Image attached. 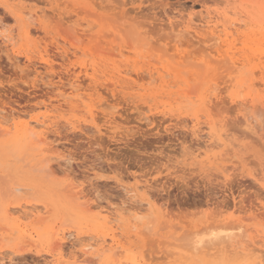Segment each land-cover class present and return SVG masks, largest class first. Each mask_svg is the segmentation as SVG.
<instances>
[{"label":"rangeland","instance_id":"1","mask_svg":"<svg viewBox=\"0 0 264 264\" xmlns=\"http://www.w3.org/2000/svg\"><path fill=\"white\" fill-rule=\"evenodd\" d=\"M190 14L197 35L212 36L202 21L218 22L217 44L184 31L177 37ZM0 46V113H14L10 131L0 128L5 264L14 256L44 264L53 246L60 264H83L74 262L83 245L104 240L120 250L100 248L87 264H255L237 252L193 257L176 243L232 227L238 239L264 244V0H0ZM228 54L253 60L237 69L243 84L208 103ZM245 95L259 109L253 118L231 99ZM43 114L56 122L50 160L40 154L45 143L22 128ZM22 203L39 216H23Z\"/></svg>","mask_w":264,"mask_h":264},{"label":"bare ground","instance_id":"2","mask_svg":"<svg viewBox=\"0 0 264 264\" xmlns=\"http://www.w3.org/2000/svg\"><path fill=\"white\" fill-rule=\"evenodd\" d=\"M53 1V0H52ZM104 1V0H103ZM196 1V0H195ZM63 4V3H62ZM54 6V5H53ZM55 8V7H54ZM82 8V7H81ZM80 8V9H81ZM28 14V13H27ZM30 14V15H29ZM28 15L29 16H31L30 18H32V17H34L36 14H37V12H35V13H29ZM36 17V16H35ZM35 17H34V19L33 20H35ZM103 18V17H102ZM104 18H106V17H104ZM204 19V18H203ZM37 20L38 21H41L39 18H37ZM188 24H186L185 26H184V28H182V29H179V33H180V35H177V37L178 36H182V35H184L185 33L184 32H187L188 34H192L193 35V38H199L198 40L199 41H202V42H204V43H208V42H210V41H212L213 39L215 40V42H216V40H218V39H220V38H218L219 37V35L217 36L216 35V28L215 27H213V26H215L218 22L217 21H212V20H210V19H207V21L205 20V21H202L206 26H208V28H211L210 29V31H211V34H212V36H210V37H208V36H206V35H197L196 33V31H195V29L194 30H192L193 28H192V26L190 25V23H191V21H194V17L190 14V16H189V19H188ZM32 22V21H31ZM185 30H187V31H185ZM29 31V30H28ZM184 31V32H183ZM238 31H240V28H239V30ZM110 33H111V31H110ZM187 34V36H189ZM191 36V35H190ZM196 36V37H195ZM143 38H146V37H144V36H142ZM173 37V36H172ZM177 37H175V38H177ZM118 39V38H117ZM140 39V38H139ZM179 39H180V37H179ZM178 38H177V40H175V39H172V40H175V41H178L179 40ZM191 39V38H190ZM189 39V40H190ZM182 40V39H181ZM180 41V40H179ZM141 42V41H140ZM180 42H182V41H180ZM145 43V42H144ZM144 43H142L141 45L144 47V45L145 44H148L147 43V39H146V43L144 44ZM201 43V42H200ZM144 44V45H143ZM215 44H217V42L215 43ZM221 44V43H220ZM211 45V44H210ZM215 46V45H214ZM213 46V47H214ZM62 47V46H61ZM139 47H141V46H139ZM143 47H142V50H143ZM210 47H212V46H210ZM0 48H1V46H0ZM2 49V48H1ZM187 49H189V48H187ZM1 51V50H0ZM64 51H65V53H66V57H68L69 56V53H73L74 55H76V53H75V51H71L70 49H64ZM110 51V50H109ZM148 53H150V55H151V51L150 52H148ZM132 55V54H131ZM134 55V54H133ZM145 55V54H144ZM144 55H142V56H144ZM148 56H150L149 54H147ZM60 56H63V55H60ZM77 56V55H76ZM137 56V55H136ZM64 57V56H63ZM96 57V56H95ZM100 57V56H99ZM103 57V56H102ZM187 58L188 56H182V55H179L178 56V58ZM190 57H194V56H190ZM177 58V57H176ZM183 58L181 59V60H183ZM220 60L218 61V59H217V61L220 63V62H224V64H222L220 67H216L215 68V70H216V72L217 71H219V69H221L222 71L220 72V73H218V78H216V79H218V80H215V84L214 83H212L213 84V86L212 87H214V88H212V89H210V91L211 92H209V101H207L208 103H215L216 105L218 104H220V103H218L219 101L222 103L223 102V100H224V98H222V94L223 93H225V92H227L228 91V89L233 85V83L237 80V82L238 83H241V84H243L242 82H243V76H242V74H239L238 72H237V69L239 68V66L240 65H245L246 63H249V61H252L253 60V58L250 56V55H248V56H242L241 57V55L240 56H238V55H236V54H228V55H224V56H221L220 55ZM256 57H254V59H255ZM27 59H28V61L29 62H32L33 61V55H27ZM45 60H47V59H45ZM44 60V61H45ZM206 60V59H205ZM185 61V60H184ZM206 61H208V60H206ZM47 63H49L48 61H46ZM217 62V63H218ZM14 63H16L15 64V66L17 67V68H21V67H18V65L20 66V64H19V62L16 60V61H14ZM218 63V64H219ZM196 65H198L197 63H196ZM252 65V64H251ZM190 66V65H189ZM195 66V65H194ZM199 66V65H198ZM190 70V69H189ZM124 71V70H123ZM144 71V70H143ZM242 71V70H241ZM129 72V71H128ZM128 72L126 71V73L128 74ZM198 72V71H197ZM141 73V72H140ZM187 73V72H186ZM188 73H189V71H188ZM193 73H194V69H193ZM242 73V72H241ZM120 74V73H119ZM146 74V73H145ZM147 74H149V76L151 77V78H154V76H155V72H153V71H148V73ZM142 75H143V73H142ZM78 77V75H74L73 77H72V79L73 78H75V77ZM121 76V75H120ZM199 77H200V75H198ZM191 77H194V76H191ZM140 78V77H139ZM145 78V77H144ZM214 78V77H213ZM71 79V80H72ZM126 79V78H125ZM130 79V78H129ZM71 80H70V82H71ZM136 80V79H135ZM194 80H197V79H195V78H193V80H192V82L194 83L195 81ZM221 80V81H220ZM79 80L77 79V80H75V81H72L71 83H70V86L72 87V88H76L77 87V85H76V83L78 82ZM137 81V80H136ZM199 81V80H198ZM138 82V81H137ZM195 83H197V81L195 82ZM226 84V86L224 87V86H222V88H220V85L221 84ZM111 84H113V83H111ZM128 84V83H127ZM208 84V83H207ZM137 85V84H136ZM206 85V84H205ZM204 85V86H205ZM209 85H210V83H209ZM18 86V85H17ZM109 86V85H108ZM127 86V85H126ZM199 86V85H198ZM236 86V85H235ZM130 87H131V85H130ZM133 87V86H132ZM192 87V86H191ZM203 89H204V87H202ZM209 89V88H208ZM208 89H206L205 88V90H208ZM113 90H115V86H114V89ZM198 90V89H197ZM202 90V89H201ZM242 90V89H241ZM45 91V90H44ZM34 92V91H33ZM188 92H190L189 91V89H188ZM192 92H194L195 94H196V90H193ZM203 92V91H202ZM47 93V92H46ZM191 93V92H190ZM208 93V92H207ZM240 93H241V91H240ZM226 94V93H225ZM228 94H230V93H228ZM134 95H135V93H134ZM236 95V94H235ZM238 95V94H237ZM246 95H248V94H246ZM245 95V96H246ZM35 96V95H34ZM33 96V97H34ZM42 96H43V94H42ZM46 96V95H45ZM225 96H227V95H225ZM224 96V97H225ZM241 96H242V94H241ZM21 97V96H20ZM202 97V96H201ZM235 97V96H234ZM237 97H240V96H237ZM4 98V97H3ZM26 98V97H25ZM133 98V97H132ZM135 98V97H134ZM200 98V97H199ZM226 98V97H225ZM46 99V98H45ZM140 99V98H139ZM139 99H136V101L137 100H139ZM198 99V98H197ZM202 99H204V98H202ZM227 99H228V97H227ZM232 99V101H237V104L239 105V107H240V105L242 106V108H243V106H244V108L246 107V109H247V111H248V109H249V107L250 108H252L253 109V111L251 112V114H250V118H253V117H251V115L252 114H255V115H257L256 114V110H258V112H259V109H257V105H256V103L254 102V100L255 99H253V97L252 96H250V97H248V96H246V97H244V98H242V99H240V100H235L234 98H231ZM132 100H134V99H132ZM131 100V101H132ZM204 102H205V100H203ZM202 101V102H203ZM227 101V100H226ZM228 101H229V99H228ZM8 102V101H7ZM11 102V101H10ZM15 102V101H14ZM203 102V103H204ZM225 102V101H224ZM231 102V101H230ZM21 103V102H20ZM133 103V102H132ZM120 104V103H119ZM204 104H206V103H204ZM235 104V103H234ZM113 105H114V103H113ZM140 105V104H139ZM5 106V105H4ZM210 106V105H209ZM237 106V105H236ZM113 107V106H112ZM211 107H212V104H211ZM248 107V108H247ZM4 108H6V107H4ZM241 108V109H242ZM258 108H260L259 106H258ZM7 109V108H6ZM262 109H264V108H262ZM24 111V110H23ZM260 111H261V113L262 112H264L263 110H261L260 109ZM6 112H8V111H6ZM20 112V111H19ZM108 112V111H107ZM106 112V113H107ZM246 112V111H245ZM249 112V111H248ZM14 113L13 112H10V113H7V114H1L0 113V128L2 129V130H4V131H6V133L7 132H9L10 130L9 129H11V127L9 128V125H8V122H10V120L8 119V117L11 115H13ZM261 115V114H260ZM259 116V115H258ZM249 117V116H248ZM247 117V118H248ZM10 118V117H9ZM7 120H9V121H7ZM248 120H249V118H248ZM253 121V120H252ZM256 121V120H255ZM25 122V121H24ZM242 122V121H241ZM10 124V123H9ZM262 124V123H261ZM12 125V124H11ZM10 125V126H11ZM56 126V122L55 121H53L50 117H48V115H45V114H43V115H41V116H34L31 120H28V121H26L25 123H23V125H22V128L25 130H29L31 133L30 134H32V136H33V139H38L39 140V142L41 143V142H44L45 143V145H43L44 147H42L41 148V155L44 157V158H47L48 160H50L51 159V156H50V154L53 152V150H54V146L52 145V143H48V139H50L49 138V133L48 132H50V130L52 131V129L54 128ZM261 127V126H260ZM25 130V131H26ZM258 130V129H257ZM263 130V129H262ZM1 131V130H0ZM1 133V132H0ZM4 133V132H3ZM35 134H37V136L36 137H34V135ZM199 135V134H198ZM200 136V135H199ZM212 136V135H211ZM250 136V135H249ZM202 137V136H201ZM158 138V137H157ZM200 138V137H199ZM198 138V139H199ZM149 139V138H148ZM215 139V138H214ZM48 140V141H47ZM153 140V139H152ZM255 140H256V138H255ZM254 140V141H255ZM215 141V140H214ZM252 141H253V139H252ZM50 142V141H49ZM195 142V141H194ZM193 143V142H192ZM213 143V142H212ZM212 143H210L209 145H211ZM215 143V142H214ZM144 144V143H143ZM219 144V143H218ZM52 145V146H51ZM153 145V144H152ZM193 146V145H192ZM196 147V146H195ZM213 147V146H212ZM215 147V146H214ZM241 147V146H240ZM132 151V150H131ZM228 150L226 149L225 150V153H224V156L227 154L226 152H227ZM54 153V152H53ZM132 153H134V152H132ZM135 154V153H134ZM206 154H208V153H206ZM120 155V154H119ZM146 156V155H145ZM218 156V155H217ZM228 156V155H227ZM230 156V155H229ZM235 156V155H234ZM233 157V156H232ZM44 158H43V160H44ZM134 158V157H133ZM143 158V157H142ZM146 158H147V156H146ZM221 158H222V156H221ZM225 158V157H224ZM223 158V159H224ZM228 158V157H227ZM234 158V157H233ZM233 158H231V159H233ZM241 158V157H240ZM5 160V159H4ZM47 160V161H48ZM118 161V160H117ZM119 163H120V161H119ZM116 164H117V162H116ZM3 165V164H2ZM112 165V164H111ZM52 166V165H51ZM149 166V165H148ZM8 167V166H7ZM7 167H5L4 168V170L7 168ZM8 169V168H7ZM12 180H14V182L16 181V179H12ZM178 180V179H177ZM188 180V179H187ZM183 181V180H182ZM183 184V183H182ZM183 185H185V183L183 184ZM178 186V185H177ZM170 187V186H169ZM184 187V186H183ZM22 188H23V185L22 186H18V187H16L15 189L16 190H22ZM159 188V187H158ZM187 188V187H186ZM190 188V187H189ZM166 189V188H165ZM183 189V188H182ZM188 189V188H187ZM186 189V190H187ZM31 192V191H30ZM80 192V191H79ZM147 192V191H146ZM163 192V191H162ZM137 194V193H136ZM81 195V194H80ZM83 195V194H82ZM82 197V196H81ZM130 198H135V195L133 194V195H131L130 196ZM134 201L135 202H137L138 201V199H134ZM125 202V201H124ZM142 202V201H141ZM83 203V202H82ZM138 203V202H137ZM84 204V203H83ZM94 204V203H93ZM29 205H31L30 203H26V205H23V203H22V205H21V207H23V208H21L22 209V212H23V216H29L30 218L31 217H37V216H39V211L36 209V207L35 206H33V205H31L32 207H30ZM85 205V204H84ZM129 205V204H128ZM29 206V207H28ZM86 206V205H85ZM143 206V205H142ZM90 207V206H89ZM86 208V210L87 209H90V208ZM111 207V206H110ZM109 207V208H110ZM108 208V211H106V210H104V211H106V213H104V219L106 220V221H111V220H113V217H112V215H111V209H109ZM139 208L140 207H137L136 208V210L138 211V213H139ZM262 208H264V205L262 206ZM10 210V209H9ZM15 210V209H14ZM90 210H92V209H90ZM8 211V210H7ZM102 211V210H101ZM113 213V212H112ZM136 213V215L138 214L137 212H135ZM264 214V211L261 213V215H263ZM136 215H134L133 216V218L134 217H136L135 219L136 220H140V219H142L143 218V214L141 215V214H138V217L136 216ZM141 215V216H140ZM146 215V214H145ZM144 215V216H145ZM22 216V217H23ZM114 216V215H113ZM151 216V215H150ZM259 216V215H258ZM140 218V219H139ZM146 218H148V216H146ZM256 218V217H255ZM258 218V217H257ZM262 218H264V217H262ZM261 218V219H262ZM100 220V219H99ZM132 220V219H131ZM148 221V220H147ZM133 222V221H132ZM139 222V221H138ZM153 222H155V220L153 221ZM139 223H141V222H139ZM148 223V222H147ZM151 223V222H150ZM149 223V224H150ZM167 223V222H166ZM239 224V223H238ZM237 224V225H238ZM144 225V224H143ZM173 225H175V224H173ZM237 225H235L234 227H237ZM240 225V224H239ZM238 225V226H239ZM133 226V225H132ZM209 226H211V225H209ZM164 227H166V226H164V224H163V226H162V229L164 228ZM159 228H161V227H159ZM181 228V227H180ZM179 228V229H180ZM207 228H208V226H207ZM211 228H213L212 226H211ZM231 228L232 227H230V229H228V227L226 228H221V227H219L218 229H210L207 233L206 232H204L203 234H199L198 232H196V236L195 235H193V236H195V237H193V238H191V239H187V243H185V241L183 242L184 243V245H183V243H179V242H177L176 243V246H178V247H184V248H186V250H188V251H191L192 252V254H194L193 255V257L196 255V256H199V255H208V254H217V255H223V254H227V253H232V252H237V253H244V254H249V255H251V257H253L254 258V260H255V264H264V244H261L262 243V241H260V240H256V239H251V242H249V243H247V242H245V241H243L242 240V234L243 235H245L246 234V236H249L248 234H247V231H246V233L245 232H243V231H240L239 233L241 234L240 236L242 237H239L240 239H238L237 237H236V232L234 233V232H232L231 231ZM243 228V227H242ZM242 228H241V226H240V229L242 230ZM233 229V228H232ZM236 230H237V228H235ZM109 230V229H108ZM140 230V229H139ZM144 230V229H143ZM200 230V229H199ZM202 230V229H201ZM203 231V230H202ZM184 232V231H183ZM245 233V234H244ZM185 235H186V231H185V233H184ZM195 234V233H194ZM235 234V235H234ZM238 235V234H237ZM161 236V235H160ZM180 236H183V234L182 235H180ZM205 236L207 237V238H205ZM163 237V236H162ZM171 237H174V236H171ZM257 237V236H256ZM249 238V237H248ZM174 239H176V236H175V238ZM244 239V238H243ZM178 240V239H177ZM181 240V239H180ZM246 240H250V238L249 239H246ZM189 241V242H188ZM263 241H264V238H263ZM63 242H65V241H63ZM63 242H62V244H63ZM105 242H106V240H104V244L100 247L103 251H111V250H113V249H115L114 250V252L116 251V249L119 251L120 249H118V247H119V245H116V244H114V245H110L109 247H107V245L105 244ZM163 242H164V240H163ZM165 242H167V241H165ZM169 242V241H168ZM167 242V243H168ZM259 242H261L260 244H259ZM53 243H54V245H55V243H56V241H53ZM60 243V242H59ZM68 243V242H67ZM113 244V243H112ZM171 244V243H170ZM173 244H175L174 242H172V245ZM186 244V245H185ZM169 245V244H168ZM182 245V246H181ZM62 246L63 245H61V246H58V248H60V249H62ZM66 246V245H65ZM72 246H73V244H72ZM54 247L55 246H53L52 248H53V250L52 249H50V250H48V252L51 254V257L53 258V259H50V260H48V259H46V261H45V263L44 264H60V260H59V256L57 255V254H61V256H62V250H60L58 253L54 250ZM57 248V247H56ZM67 248V247H66ZM93 246L91 245V244H84L83 245V247H82V249H81V255H78V256H75V261L74 262H79V261H81L83 264H87L88 263V261L90 260V256L92 257V256H94V255H97L99 252L101 253V251H100V248H93ZM73 250V249H72ZM169 250V249H168ZM99 251V252H98ZM103 251H102V253H103ZM170 251V250H169ZM123 252V251H122ZM102 253H101V255H102ZM121 253V252H120ZM175 253H176V251H175ZM116 254H118V252H116ZM115 254V255H116ZM171 254V253H170ZM177 254V253H176ZM182 254V253H181ZM234 254V253H233ZM47 255V254H46ZM183 255V254H182ZM232 255V254H231ZM17 256V255H16ZM50 256V255H49ZM186 256V255H185ZM211 256V255H210ZM24 257V256H23ZM98 257H100V256H96V258H98ZM18 258H20V257H18ZM42 259V258H41ZM116 259H118L117 258V256H116ZM198 259V258H197ZM43 261H44V259H43ZM117 261V260H116ZM90 262V261H89ZM22 263V262H21ZM20 263V264H21ZM39 263V262H38ZM0 264H5V261H4V257H1L0 258ZM9 264H19L18 263V261H16L15 260V256L14 257H10V261H9ZM90 264V263H89Z\"/></svg>","mask_w":264,"mask_h":264}]
</instances>
